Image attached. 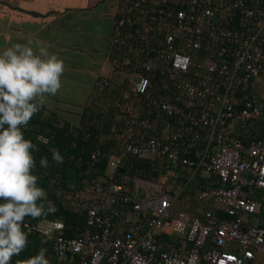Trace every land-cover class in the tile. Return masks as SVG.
<instances>
[{"label":"built area","instance_id":"obj_1","mask_svg":"<svg viewBox=\"0 0 264 264\" xmlns=\"http://www.w3.org/2000/svg\"><path fill=\"white\" fill-rule=\"evenodd\" d=\"M109 45L114 73L126 72L128 89L105 97L106 109L120 111L117 153L107 178L86 186L83 228L62 235L61 220L24 221L58 258L76 254L79 264H250L264 255V227L247 216L264 211L254 193L264 190V137L247 146L233 132L264 114V99H240L253 78L264 74V1L260 0H118ZM112 72L95 80L107 90ZM157 76L159 83L152 78ZM112 102L110 103V100ZM173 121H178L175 124ZM167 132L162 137L158 128ZM115 130V128H113ZM87 135H90L87 133ZM201 142L192 151L186 142ZM73 149L76 145L71 144ZM191 153V154H190ZM163 156L193 173L216 177L198 199L224 207L226 217L206 210L172 213V197L159 181L136 177L144 187L136 198L127 183L114 181L124 157ZM105 153L95 148L90 161ZM247 173V176L245 175ZM130 207L143 216H122ZM126 224L113 236L115 219ZM49 222L42 227V222ZM184 229L180 238L157 240V230Z\"/></svg>","mask_w":264,"mask_h":264},{"label":"crops","instance_id":"obj_2","mask_svg":"<svg viewBox=\"0 0 264 264\" xmlns=\"http://www.w3.org/2000/svg\"><path fill=\"white\" fill-rule=\"evenodd\" d=\"M118 0H0V52L11 47L14 44H26L28 40L33 41V49L36 50L37 42L42 43L48 48L50 53L56 54L64 61L65 71L61 77L62 87L55 96L47 97V103L44 107L54 109L62 116H74L71 112L82 109L89 101V97L94 93V81L98 76L112 72V79L115 80V86H112L111 91L107 88L109 98L114 95L123 93L127 90L124 76L127 73L119 71L114 73L111 65V58L108 57L110 39L115 17L118 14ZM264 1V0H260ZM264 80V74L253 78L251 82V94L255 96H264V89L261 84ZM243 100L242 95H236ZM254 96V97H255ZM253 98V100L261 101L262 99ZM244 98V97H243ZM178 124V121H173ZM161 136L166 138L167 132L162 129L159 123L157 127ZM233 132L242 142L252 139H261L264 137V114L253 119L244 128L235 125ZM107 136V135H106ZM105 136V137H106ZM260 137V138H258ZM108 140L109 138L106 137ZM118 134L114 135L113 147L108 148V161L110 157L117 153ZM105 142V141H104ZM202 142V141H201ZM244 143L245 146L248 145ZM191 150V153L196 148H202L201 143L186 142ZM203 143V142H202ZM190 153V154H191ZM108 166V162H107ZM176 166H180L188 179H192L194 175L199 174V179H202L205 187L216 184V177L207 175L203 172L193 173L191 169L182 166L179 163H168L166 175L156 179L163 186V191L171 195L172 199H178L180 191L185 187V184L175 185L174 179H168L176 172ZM107 171V167H106ZM247 176V173H245ZM173 178V177H171ZM133 190L136 198H141L145 192L144 187L135 185ZM201 188V189H203ZM200 189V190H201ZM199 190V191H200ZM196 193L193 203L195 205H187V198H181L183 205L181 212L188 215H196L203 211L210 210L218 215L214 209H222L224 207L213 203H205L198 199ZM87 191H84L83 196L87 197ZM257 201L264 205V190H257L254 193ZM172 203V200H171ZM172 205V204H171ZM85 206V201H84ZM194 208V214L191 210ZM124 207L121 209L122 216L128 215L131 221H135L138 217L143 216V212L135 213ZM173 213V212H172ZM219 216V215H218ZM226 217V212L225 216ZM247 220L251 223H258L264 227V211L257 215L247 216ZM84 224V221H83ZM81 225V229L83 228ZM49 222H42V227H47ZM126 224L122 222V217L115 219L112 230L113 236H122ZM80 229V230H81ZM165 228L157 230V240L164 242L180 238L181 243H185L184 229ZM63 232V231H62ZM40 243L36 249L35 255L41 248L47 250V257L51 264H73L70 255L58 258L54 255L51 243L44 235L39 234ZM264 255L250 264H263ZM79 264V258H78ZM104 264V263H103Z\"/></svg>","mask_w":264,"mask_h":264},{"label":"trees","instance_id":"obj_3","mask_svg":"<svg viewBox=\"0 0 264 264\" xmlns=\"http://www.w3.org/2000/svg\"><path fill=\"white\" fill-rule=\"evenodd\" d=\"M116 19L117 17H115V21ZM107 55L109 57V51ZM152 80L155 84L159 83L157 76H154ZM251 85L250 83L248 89L238 93L239 96L240 94L242 95V99L243 97L253 99L252 97L255 96V94H251ZM112 86H115L114 79L111 80V84L108 87L109 91H111ZM106 91L99 92L94 87V93L89 97V101L86 102L83 108L71 112L74 116H62L54 109L43 107L40 112L32 117L26 127H22L21 130L25 139L32 140L39 149L38 152L33 151L36 161V168L33 170V174L39 178L38 186L45 190L47 199L52 201L58 208V212L50 214L46 218L33 219L26 217L25 221L37 223L39 220L59 219L64 224L62 235L65 237H72L80 231L86 215L83 193L86 191V186L96 178H107V151H109L108 148L113 147L114 135L122 131V127L119 125L114 127L112 123L118 121L119 116H122L123 113L112 109L107 110L105 105L102 104L105 97L108 96ZM254 98L262 99L264 96L256 95ZM112 100H110V103ZM87 133L90 135H87ZM45 140L47 143L44 142ZM248 140L244 141V143L247 144ZM73 143L76 145L75 149L71 147ZM56 148L59 149L64 157L63 164H56L52 160L50 150ZM95 148L101 149L105 153V157L92 163L90 161V153ZM41 157H47L49 162L47 169L40 167L39 160ZM168 163L169 161L163 156H127L123 158L118 167L114 181L127 183L135 191L134 179L136 177L150 180L159 179L166 175ZM184 176L185 174L181 167L176 166V172L171 175L173 178L169 177L168 179H174V183L177 186L186 183L185 187L180 191L178 199L187 198V205L190 207L192 204L195 205L193 199L196 193L205 186V183L203 184V180L199 179V174L194 175L190 180L187 176ZM43 203L45 208H47V201H43ZM126 208L130 209V207ZM188 210L193 212L191 214L195 212L194 208H188ZM214 210H216L220 218L225 216V212L222 209L216 208ZM23 231L25 232L24 229ZM26 234L28 235V245L19 256L13 257L11 264H15L17 259H27L35 255L41 236L37 232ZM68 255L72 258L73 264H78V255Z\"/></svg>","mask_w":264,"mask_h":264},{"label":"clouds","instance_id":"obj_4","mask_svg":"<svg viewBox=\"0 0 264 264\" xmlns=\"http://www.w3.org/2000/svg\"><path fill=\"white\" fill-rule=\"evenodd\" d=\"M32 45L28 40L0 52V264H11L13 257L26 249L28 235L22 228L26 217L40 219L58 212L33 174V151L39 149L25 139L21 129L46 105L47 97L57 95L65 65L42 43L37 42L36 50ZM50 151L56 164L64 163L58 148ZM39 165L47 169V157H41ZM43 201H47V208ZM15 264L51 261L47 250L41 248L36 255L17 259Z\"/></svg>","mask_w":264,"mask_h":264},{"label":"rangeland","instance_id":"obj_5","mask_svg":"<svg viewBox=\"0 0 264 264\" xmlns=\"http://www.w3.org/2000/svg\"><path fill=\"white\" fill-rule=\"evenodd\" d=\"M261 87L262 89H264V80L262 81V84H261ZM171 207H170V210L173 212V213H181V210H182V205H183V202L182 200L180 199H172V203H171ZM253 223V222H251Z\"/></svg>","mask_w":264,"mask_h":264}]
</instances>
